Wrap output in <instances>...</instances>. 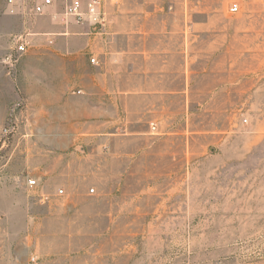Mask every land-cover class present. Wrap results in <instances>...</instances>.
Segmentation results:
<instances>
[{
  "label": "rangeland",
  "instance_id": "rangeland-1",
  "mask_svg": "<svg viewBox=\"0 0 264 264\" xmlns=\"http://www.w3.org/2000/svg\"><path fill=\"white\" fill-rule=\"evenodd\" d=\"M3 1L0 264H264V0H158L166 16L144 21L165 35L145 41L168 52L150 60L157 94L117 114L106 90L100 118L84 121L93 134L57 147L48 128L65 121L32 119L46 104L19 88L21 70L46 76V63L14 51ZM93 33L109 52V20ZM103 70L109 82V56Z\"/></svg>",
  "mask_w": 264,
  "mask_h": 264
},
{
  "label": "crops",
  "instance_id": "crops-1",
  "mask_svg": "<svg viewBox=\"0 0 264 264\" xmlns=\"http://www.w3.org/2000/svg\"><path fill=\"white\" fill-rule=\"evenodd\" d=\"M66 1L52 0V4L47 8L48 13L41 16H28L24 10L13 14L7 13L3 1L4 12L16 23L17 33L31 34L29 36L31 46L25 57L46 63V76L40 74L43 70L41 71L39 64L38 67L31 69L29 75L21 70L19 88L23 97L31 104H46V108L34 107L30 112L32 119H36L37 113H41L47 120L65 121L63 125L57 127L51 125L48 128L47 136L50 140L48 142L54 147L62 144L58 136L71 137L73 143L80 135L93 134L84 127V121L100 118V115H97V112L101 113L98 99L108 92L106 90H109L111 104L115 106L117 114L128 109L130 101L136 96L149 99L156 95L157 91H151L150 88L160 87L161 84L149 83L151 72H156L150 69V60L151 57L155 59L168 54L167 50L159 46L150 47L145 43L148 37L154 36V39H158L165 35L160 31H148L144 28V21L151 17H165L169 4L158 0H119L116 5L108 4L106 10L109 13L111 43L109 52L106 53L95 44L98 37L94 35L93 30L96 27L87 23L72 22L64 25L51 18L50 14L60 12ZM79 1L83 5L87 0ZM132 39L142 40L143 43L140 44L139 41V47L133 48ZM102 54L101 64L88 63L87 56H92L96 60L97 56ZM107 56L111 64L112 79L109 82L100 78L103 76ZM133 57L141 59L143 73L141 82L129 78L133 72L129 62ZM161 65L165 66L164 60L162 63L159 62V68ZM87 73H90V77L94 73V78L87 79ZM92 99L94 104L87 107L88 100L91 103ZM37 174L39 178L48 177L45 171H38Z\"/></svg>",
  "mask_w": 264,
  "mask_h": 264
},
{
  "label": "built area",
  "instance_id": "built-area-1",
  "mask_svg": "<svg viewBox=\"0 0 264 264\" xmlns=\"http://www.w3.org/2000/svg\"><path fill=\"white\" fill-rule=\"evenodd\" d=\"M119 0H87L83 5L79 0H67L63 8L58 13L50 14L53 20H58L64 25L68 23L84 24L87 23L92 27H104L108 22L109 13L106 6L116 5ZM5 12L13 14L25 11L28 16H41L48 13L47 8L52 4V0H4ZM230 11H238V6L234 4ZM28 32H22L14 35V51L19 55L25 54L31 46ZM91 63H96L95 58H90ZM152 130L155 129L154 123L150 124ZM37 178L26 180V187L31 189L38 185ZM90 193L93 192L91 188ZM64 193L62 188L56 191V195L61 196ZM41 200L47 199V196L41 195ZM34 260V258H32Z\"/></svg>",
  "mask_w": 264,
  "mask_h": 264
}]
</instances>
